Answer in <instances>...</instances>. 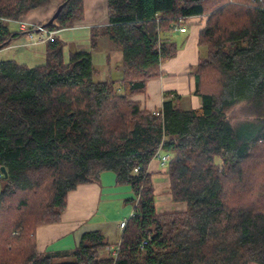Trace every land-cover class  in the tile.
Returning a JSON list of instances; mask_svg holds the SVG:
<instances>
[{"label": "trees", "instance_id": "obj_1", "mask_svg": "<svg viewBox=\"0 0 264 264\" xmlns=\"http://www.w3.org/2000/svg\"><path fill=\"white\" fill-rule=\"evenodd\" d=\"M254 1L108 0L122 86L94 79L90 51L65 62L57 37L43 64L0 60V264H264V0ZM49 2L0 0V49L25 31L6 18ZM62 3L45 26L83 18L84 0ZM192 16L203 21L200 106L183 108L168 91L159 109H142L132 97L161 74L178 48L168 33ZM241 102L245 117L233 123L228 111ZM159 148L184 210L156 208L148 165ZM104 171L139 197L117 253L101 255L111 245L100 230L83 232L71 251L41 252L37 228L59 222L69 193Z\"/></svg>", "mask_w": 264, "mask_h": 264}, {"label": "crops", "instance_id": "obj_2", "mask_svg": "<svg viewBox=\"0 0 264 264\" xmlns=\"http://www.w3.org/2000/svg\"><path fill=\"white\" fill-rule=\"evenodd\" d=\"M101 1L104 2V6L108 2V0ZM88 3L93 7L96 5L95 0H84L85 18L80 23L58 32V36L68 44L69 49L71 47L72 49L90 51L91 27L109 23V19H106V17L104 21L98 20L96 16L97 10L92 11L93 8L90 9ZM99 5L100 7H104L102 3ZM106 10L108 12V3L106 4ZM55 12L53 13L52 6L50 8H42V10L34 12L35 14H29L28 19L31 21L32 19L41 20L43 23H46L47 20H50L54 16ZM184 26H186V31L183 32L176 29L173 32L176 35L175 40L178 43L175 55L163 60L160 66L161 74L149 79L146 83L145 91L136 93L132 97L133 100H136L140 104L142 109H159L163 103L164 93L168 91L177 92L181 95L183 101L186 100L185 104L188 105H180L183 108L200 106V99L194 94L195 75L193 72L200 56L203 54L198 41L203 21L198 16L188 17ZM19 53L20 57L18 56V58H20L21 62L31 65L37 64L30 63V61L34 60L30 52L29 54L22 51ZM27 55L30 56L27 57ZM5 58H17V56L0 55V60ZM92 58L93 64L98 65L101 69V79L106 76L119 78L120 71L116 68L111 69L106 64L107 56L104 51L97 52L93 50ZM118 59H115V56H113L114 61ZM148 170L152 172L156 192H166L168 186V182L166 181L168 175L165 173L166 166L161 165L159 159L154 157L148 165ZM131 193H133L132 187L129 184L118 183L115 173L112 171H104L99 182L79 185L77 189L71 191L68 195V205L62 215V220L38 228V249L44 253L64 250L71 251L78 246L83 232L90 230H100L105 235L111 245L106 248L107 251L114 248L121 236L119 224L127 218L109 219L106 217L105 219H101V215L97 216L100 212L101 201L105 200V202L109 201L113 203L116 200L115 202L121 205L123 200L126 201L131 197ZM159 200H156L157 210H169L171 203H162Z\"/></svg>", "mask_w": 264, "mask_h": 264}, {"label": "rangeland", "instance_id": "obj_3", "mask_svg": "<svg viewBox=\"0 0 264 264\" xmlns=\"http://www.w3.org/2000/svg\"><path fill=\"white\" fill-rule=\"evenodd\" d=\"M63 1L64 0H50V2L48 4H46L44 6H38V7L32 8L26 14H23L18 18H6V21L10 24L11 28L21 29V30H25V31L19 38L12 40L8 45L1 48L0 49V55L1 56L16 55L18 58V56L20 55L19 52H21V51L26 52V53L28 52V54L30 52V54H32V56L34 57V60L32 62L30 60H28V61H30V63L43 64L46 61L47 43L56 37L61 39L58 36V32L60 30L69 29L70 27L80 23V21H82L85 18V4H84L83 18L76 20L71 26H67V27L54 29V28H49V27L45 26L44 29L38 30L37 28L40 25H43V21H41V20L37 21L34 19H32V21H31L28 19V16L31 13L37 12V10L38 11L42 10V8L43 9L44 8H50V6L53 7V13H54L55 11H57L59 4L62 3ZM95 1H96L95 7L91 6L89 3H88V6L90 7V9L93 8L92 11L97 10L96 16L98 17V20L104 21L105 17H106V19L108 18V12L106 10L107 2L104 6L103 1H101V0H95ZM100 3H102L104 7H100V5H99ZM252 3L254 4L256 2L254 0H252ZM108 24L109 23L101 24V25H94L91 27L90 52L92 53L93 50H95L97 52L104 51L105 55L107 56L106 64L108 66H110L111 69L116 68L118 71H120V76H119V78H114L113 76H108V77L106 76L105 78L101 79L100 78L101 69L98 65L96 66V64H94V67H95L94 79L96 81H108V82L115 81L117 85L122 86V82L126 79V76H127L126 75L127 73H126V70L124 67V62H123V54H122L121 47L118 44H116L111 39L109 33H107L105 31V27H107ZM167 36L171 37V39H175L176 35H174L173 33H170V34L168 33ZM61 41L63 42L64 61L67 62L69 57H70V54L77 51V49H72L71 47L69 49L68 44L66 42H64L63 39H61ZM28 56H30V55H27V57ZM113 56H115V59H118V58L119 59L114 61ZM17 58H15V59L17 61L21 62L19 60L20 58H18V59ZM22 63H24V62H22ZM28 65H31V64H28ZM193 69H194V67H193ZM195 69H196V66H195ZM132 77L138 78L139 76L137 73H134ZM179 101H180V105H182V106L188 105V104H185L186 100L183 101L182 98H180ZM243 107H244V103L241 102L228 111V116H229L231 122L235 123L241 119H244L245 114L242 113ZM254 166L256 167V169L258 168V166L255 163H254ZM221 167H222V165H221ZM149 172H150L152 180H153L152 172L151 171H149ZM165 173H167V175H168V179H166V181L168 182L167 191L166 192H156V190H155L154 195H155V200L160 199L159 201L162 203H164V202L171 203V206L169 207V210L167 209L165 211H159V212H166V211H173V210H184L187 206L186 202L185 201H176L173 197V192L171 191V187H170V178H169L167 165H166ZM250 180H252V177ZM153 183H154V189H155L154 180H153ZM0 196H1V179H0ZM130 196L131 197L129 199H127L126 201L123 200L121 205H118V203L115 202L116 200H114L113 203H111L109 201L105 202V200L101 201L100 212H99V214H97V216L101 215L100 216L101 219H105L106 217H108L109 219L110 218L120 219V217H121V219H122V217L123 218L125 217V218H127L125 220H127V222H128V219L132 216V213L134 211V206H135V204L138 203V199H139L138 195H134V193H131ZM108 203H111V204H108ZM106 204H108V206H106ZM64 211L62 212V215H63ZM61 220H62V216H61ZM122 222H120V224H119L120 233H121L120 239L117 243L119 245H120V242L122 240V235H123L124 229L127 225V223H126L125 227H122L121 226ZM40 227L41 226H39L38 228H40ZM38 228H37V231H38ZM37 231H36V240H37ZM117 244L114 246V248L117 246ZM101 255H103V256L109 255L106 247L103 250H101ZM68 259L69 258H67V259L62 258V259H57L56 261L63 262V261H66Z\"/></svg>", "mask_w": 264, "mask_h": 264}, {"label": "built area", "instance_id": "obj_4", "mask_svg": "<svg viewBox=\"0 0 264 264\" xmlns=\"http://www.w3.org/2000/svg\"><path fill=\"white\" fill-rule=\"evenodd\" d=\"M45 28V26L44 25H40L37 29L38 30H42V29H44ZM177 29H179V30H181V31H185L186 30V28L184 27V26H180V28H177ZM158 113V112H157ZM155 157H157L158 159H159V161H160V163H161V165H163V166H166L167 165V162H168V160H169V158H170V154L168 153V152H163L162 151V149L161 148H159L158 150H157V152L155 153ZM138 170V167H136L135 168V171H137ZM132 215H133V213H132ZM126 223H127V220H124L122 223H121V226L122 227H125V225H126ZM147 242V240H143V244H145ZM119 244L116 246V250L117 249H119Z\"/></svg>", "mask_w": 264, "mask_h": 264}, {"label": "water", "instance_id": "obj_5", "mask_svg": "<svg viewBox=\"0 0 264 264\" xmlns=\"http://www.w3.org/2000/svg\"><path fill=\"white\" fill-rule=\"evenodd\" d=\"M64 3H62V4L59 5L57 11L55 12L54 16L49 20V22H51L55 18V16L58 14V12L60 11V9L63 7ZM43 25L45 26V24H43ZM0 169H1V172L3 173L4 177H6L8 175V172H7L6 167L2 165Z\"/></svg>", "mask_w": 264, "mask_h": 264}, {"label": "bare ground", "instance_id": "obj_6", "mask_svg": "<svg viewBox=\"0 0 264 264\" xmlns=\"http://www.w3.org/2000/svg\"><path fill=\"white\" fill-rule=\"evenodd\" d=\"M117 245H118V244H117ZM115 248H116V247H115ZM115 248H113L112 251H113L114 253H117V251H118L119 249L116 250Z\"/></svg>", "mask_w": 264, "mask_h": 264}]
</instances>
